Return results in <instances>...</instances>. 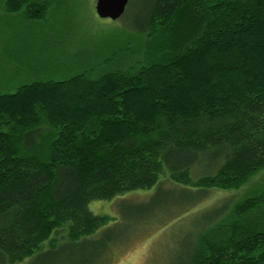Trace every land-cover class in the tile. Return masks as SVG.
<instances>
[{
    "label": "trees",
    "instance_id": "1",
    "mask_svg": "<svg viewBox=\"0 0 264 264\" xmlns=\"http://www.w3.org/2000/svg\"><path fill=\"white\" fill-rule=\"evenodd\" d=\"M4 1L36 25L51 11ZM120 21L81 71L0 92V264L93 243L112 220L93 201L264 170V0H130ZM222 203L191 264H264V180Z\"/></svg>",
    "mask_w": 264,
    "mask_h": 264
},
{
    "label": "rangeland",
    "instance_id": "2",
    "mask_svg": "<svg viewBox=\"0 0 264 264\" xmlns=\"http://www.w3.org/2000/svg\"><path fill=\"white\" fill-rule=\"evenodd\" d=\"M49 2L51 11L43 26L23 20L19 12L11 14L0 0V92H14L21 84L47 79L51 73L64 79L81 71L88 53L106 41V29L121 24V18H100L97 0ZM43 69L51 71L45 75ZM161 180L151 189L91 202L95 214L112 220L90 237V245L74 250L60 242L49 254L46 243L43 251L22 264H191L197 236L214 220L215 210L224 205L222 201L232 203L259 187L264 170L233 191L198 190L168 177Z\"/></svg>",
    "mask_w": 264,
    "mask_h": 264
},
{
    "label": "water",
    "instance_id": "3",
    "mask_svg": "<svg viewBox=\"0 0 264 264\" xmlns=\"http://www.w3.org/2000/svg\"><path fill=\"white\" fill-rule=\"evenodd\" d=\"M130 0H97L96 12L100 18L120 19L127 10Z\"/></svg>",
    "mask_w": 264,
    "mask_h": 264
}]
</instances>
